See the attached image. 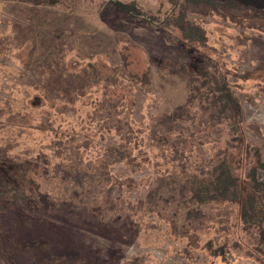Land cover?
<instances>
[{"label":"rangeland","instance_id":"374dc122","mask_svg":"<svg viewBox=\"0 0 264 264\" xmlns=\"http://www.w3.org/2000/svg\"><path fill=\"white\" fill-rule=\"evenodd\" d=\"M52 1L35 5L32 0H0V157L29 163L31 170L36 159L42 190L62 193L69 185L58 175L65 164L71 165L67 157L73 148L81 146L74 159L84 157L85 165L90 157L106 156L105 143L121 140L114 136L117 132L108 133L101 126L111 107L106 108V103L111 102L114 115L121 111L137 123L131 132L125 126L120 131L128 137L123 139L126 153L135 160L112 166L122 185L109 193L93 192L97 205L108 194L116 206L117 211L107 208L111 203L102 207L103 223L97 209L88 229L72 226L66 231L60 230L65 226L62 220L27 217L16 210L4 213L0 264H263L264 247L257 244L256 230L242 225L237 204L183 202L176 187L171 191L174 200L166 204L157 201L155 206L147 196L151 188L157 195L167 194L166 188L159 187L157 173L166 167L169 172L181 170L172 161L177 156L167 150L178 140L169 141L163 151L157 141L162 127L156 119L186 102L189 83L196 77L188 68L198 61L191 53L211 60L216 75L226 81L240 104L244 122L234 142L240 152L236 154L239 170H245L243 159L251 155L253 162L264 163V9L200 0H173V5L166 0H135L159 11L160 19L183 14L200 28L203 40L194 38L185 52L175 27L170 26L175 34L162 32L122 13L115 16L100 5L102 0ZM47 46H52L48 52ZM40 47L45 56L58 62L62 58L69 71L83 70L88 63L99 72L101 68L108 89L100 80L74 106L52 101L38 105L41 100L34 106L35 95H45L35 88L37 74L32 70ZM86 72L94 71L87 68ZM118 98L116 109L113 101ZM203 152L196 147L187 154L198 161ZM43 167L46 176L41 174ZM257 177L264 181V168H257ZM20 214L27 218L19 224ZM42 221L49 228L45 226L39 236L42 243L30 248L29 233L39 230Z\"/></svg>","mask_w":264,"mask_h":264},{"label":"trees","instance_id":"16d2710c","mask_svg":"<svg viewBox=\"0 0 264 264\" xmlns=\"http://www.w3.org/2000/svg\"><path fill=\"white\" fill-rule=\"evenodd\" d=\"M32 1L35 5H46L53 2L52 0ZM166 1H169L172 5L174 4L173 0ZM200 1L209 4L227 3L264 9V5L256 6L243 0ZM100 5L105 9L112 10L115 16L122 13L129 20H136L151 29L162 32L168 30L174 33L170 26L175 27L182 35L177 42L181 44L183 49L187 47L186 45L192 43L191 41L194 38L203 40L204 37V34L200 32V28L191 25L183 17V14L175 18L176 15L170 13V15L166 14L164 18L160 19L158 9L155 12L150 8L143 7L135 0H102ZM34 46L38 47L37 45ZM51 48L52 46H47L46 52ZM44 51L40 47L39 56L35 59L32 70L37 74L36 83H34L35 88L42 90L45 95L36 94L34 106L40 100L41 103L38 105L52 101L53 105L57 103L62 104V106H74L77 101L87 94L88 89L93 84L99 83L100 80L104 83L103 88L108 89L109 81L101 77L102 70L100 67L99 72L95 65L88 63L81 67L83 70H73L72 72L69 71L70 66L65 65L62 58L58 62L59 60L56 57L45 56ZM185 52H188V50L185 49ZM193 54H196L198 61L191 60L194 63L188 68V71L196 77L189 83L190 94L186 102L169 111L166 110L156 119V124L162 127L160 131L162 137L157 138V141L163 151H172L177 156L170 160L176 161L181 170L178 173L169 172L168 167H166L162 172L157 173L159 187L166 188L165 192L167 194L157 195L158 192L156 193L151 188L147 196L150 197L148 203L156 206L157 201L164 204L171 202L175 198V195L171 194L175 187V191L178 192L177 194L183 202L235 203L238 206V215L242 225L255 229L257 244L264 247V181L259 180L257 177V168H264V163L259 159L253 162L254 157L251 155L250 158L243 159L246 165L245 170H239L236 154H240V152L234 142L238 140L236 136L238 126L244 122L241 117L240 104L232 95L226 81L223 80L222 82L221 78L216 75L215 67L210 65L211 60H205V56L198 57L199 52L190 55L193 56ZM42 55H44V58L41 59ZM87 68H93L94 72L88 75ZM94 76L97 77L96 80L93 79ZM38 84L40 85L38 86ZM119 102L120 98L117 102L113 101L116 109L119 107ZM110 106L113 107L114 105L107 102L106 108ZM111 107L103 115L101 126L108 133L112 130L117 132L114 136L121 140L105 143L103 153L106 156L101 154L100 157L98 155L90 157L85 165L83 164L84 157L74 159L80 153L79 148L81 146L73 148L70 156L67 157L71 160V165L68 167L65 164L62 167L64 172L58 175L62 181L67 182L69 185L62 193L42 190L41 184L36 178L40 168V164L36 159L34 161L36 168L31 170L29 163L13 162L7 157H0V206L2 207L0 209V221H4V213L16 210L24 216L27 215V217L35 216L38 219L47 221L62 220L65 226L60 230L66 231L67 228L72 226L88 229L91 221L96 220L93 212L96 209L99 210L98 218L100 222H105L102 207L107 204L111 203L107 207L109 210L114 209L117 211L115 204L110 202L108 194L107 196L104 195L105 198L102 199V204L97 205L93 198V192L97 190V193H102L104 190V192L109 193L115 185H122V182L115 178L112 166L119 162L131 164L135 158L126 153L127 148L124 149L123 139H128V137L123 135L124 133L121 134L120 131L123 129L122 126H125L126 132H131L137 123L128 121V114L124 115L121 111H114L116 114L114 115ZM219 124L223 127H219ZM71 137L74 140V135H71ZM174 140L178 141L166 150L169 141ZM118 143H120L119 146H117ZM196 147L204 149V156L198 161H192L187 153H192ZM206 151H209V153L206 154ZM165 163L167 164L168 161H165ZM41 174L47 175L44 167ZM77 175L79 178L75 179L74 176L77 177ZM123 215L121 219L125 218ZM27 217H22L20 214L16 222L23 223ZM78 220L81 222L80 225L77 224ZM40 224H43L41 228L36 226L39 230L33 229L29 233L30 248L42 243L43 238L39 236L44 235L43 229L45 226H49L43 221ZM33 226L35 227V225ZM51 233L55 234V231ZM28 241L25 242L26 245H28ZM262 254H264V250Z\"/></svg>","mask_w":264,"mask_h":264},{"label":"water","instance_id":"95a60500","mask_svg":"<svg viewBox=\"0 0 264 264\" xmlns=\"http://www.w3.org/2000/svg\"><path fill=\"white\" fill-rule=\"evenodd\" d=\"M247 3H255L256 6L264 5V0H243Z\"/></svg>","mask_w":264,"mask_h":264}]
</instances>
